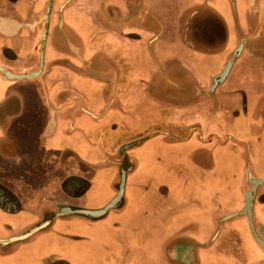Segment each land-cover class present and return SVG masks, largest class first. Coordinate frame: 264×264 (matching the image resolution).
<instances>
[{
	"label": "crops",
	"instance_id": "crops-1",
	"mask_svg": "<svg viewBox=\"0 0 264 264\" xmlns=\"http://www.w3.org/2000/svg\"><path fill=\"white\" fill-rule=\"evenodd\" d=\"M48 1L0 0V66L9 73L38 70ZM84 1H54L53 9L64 12V29L57 30L55 18L49 24L38 74L11 78L0 70V264H264V249L242 213L251 178L264 177V0ZM194 11L205 36L186 31ZM74 43L78 57L92 61V73L74 74L57 63L73 58L67 46ZM229 60L227 74L211 89ZM183 68L192 88L180 78L181 99L162 96ZM147 117L181 123L189 132L175 140L172 129L161 131L138 150L166 151L173 193L149 208L141 194L136 205L130 201L92 224L78 215L65 229L62 211L55 213L59 203L81 201L96 210L112 200L109 191L94 197L100 184L89 170L107 171L106 146L120 142L128 122L136 128ZM193 128L230 140L213 145L214 152H227L223 164L205 167V147ZM156 159L155 152L141 169L156 171ZM174 172L184 174L175 178ZM207 173L213 179L201 184ZM78 176L94 189L86 199L64 196L65 181ZM201 185L210 193L178 194ZM47 213L55 214L42 221ZM251 216L264 235V184ZM79 222L86 228L72 229ZM35 225L30 240L8 246ZM176 234L192 239L180 249L193 248L191 258L175 256Z\"/></svg>",
	"mask_w": 264,
	"mask_h": 264
},
{
	"label": "flooded vegetation",
	"instance_id": "flooded-vegetation-1",
	"mask_svg": "<svg viewBox=\"0 0 264 264\" xmlns=\"http://www.w3.org/2000/svg\"><path fill=\"white\" fill-rule=\"evenodd\" d=\"M57 2V0H52L51 1V5L49 6L50 9L46 11V15H45V25L42 28V38H41V42H40V46H39V58L37 61V68L38 70H42L43 68V53L45 51V46H46V42H47V37L49 34V24H51V21L55 18L57 21L56 24V28L57 30H63L64 29V25H62L60 23L59 25V19L63 21V14L64 12L57 9L54 10L53 9V4ZM69 0H59V2H65ZM103 1H107V0H85L84 2H88L90 5H98L101 4ZM53 9V10H52ZM110 10V8H108ZM191 15L189 16L188 20H191V25L189 27H187L186 31L191 33L192 36L194 38H197L198 36H205L207 33L205 29V23L203 21V19L197 20V13L191 12ZM200 18V17H199ZM198 18V19H199ZM190 24L189 21L187 23V25ZM199 28L203 29L201 34H195L196 32H198ZM194 32V33H193ZM67 46V45H66ZM65 46V47H66ZM67 51H69L72 54L73 58L70 59H60L57 61V63H61L63 65H66L67 68H69L71 70L72 73H76L79 72L81 74H84L85 72H89L92 73L93 69V63L91 60L87 59L86 57H78V54H76L75 51V43L71 44V46H67ZM75 63H73V62ZM1 67V66H0ZM2 69H4L3 67H1ZM6 70V69H4ZM36 70V71H38ZM183 72L181 70L178 69V75L180 77H176L175 75L171 76V80H173V83L169 82L168 84H165L164 89L162 90V96L167 95L170 98H173L174 100H180L181 99V95L178 91L177 88V82H181V79H185L186 82H188L187 86L183 85L185 88H188L191 86V84L193 83L191 81V73L189 74L188 70L183 68L182 69ZM2 71V70H1ZM7 71V70H6ZM35 71V72H36ZM39 71V72H40ZM3 72V71H2ZM8 72V71H7ZM38 72V73H39ZM32 73V72H31ZM37 73V74H38ZM11 74V73H10ZM20 75V74H17ZM35 76V75H34ZM104 77H111L109 74L108 75H104ZM185 82V81H184ZM185 82V83H186ZM190 84V85H189ZM195 84V83H194ZM192 88V86H191ZM161 92H159L160 94ZM185 93V92H184ZM187 96V94H185ZM72 99L78 98L75 95H71ZM165 98V97H164ZM79 99V98H78ZM172 99V100H173ZM171 100V99H170ZM176 110H178L180 112L181 107L179 106L178 108H175ZM127 126L124 127L121 132H119L118 136L120 137V142L117 145H114L113 147H108L106 146L105 150H104V159L106 160V166H107V171L103 170V173L100 171H94V170H89V175L92 178H96L99 181V188L97 189L96 194H94V197H98L101 198L103 195H106L109 191V195L111 196L112 199H114L117 194L119 193V191L122 189L121 192V196L119 198V200L117 201V203L114 205V207L110 208L107 213L105 214V218L108 217L110 214H116L117 212H120L121 210H124L127 206V203L132 201L135 203H138L141 197V194H143V196L146 197V200L144 202H147V205H144V208H149V207H153L155 206V198H164V197H170L169 195L172 194L173 192L171 191L172 187H168L166 185V179L170 180V177L172 175V173L168 172L165 170V166L166 164V151L163 150V148L156 146V148L158 149H151V151L144 150V152L141 154L139 153V148L141 145H143L148 139L152 138L153 136L159 135L161 131H169L172 129L173 130V135L174 137L172 139H184L185 137H187L189 135V132L186 133L184 131V125L181 123H160L159 118H145V121H143V123L141 124H137L134 127H130V123L128 122L126 124ZM132 125V124H131ZM142 129V130H141ZM193 133H196L197 135L200 136V144L201 146L205 147V151H200L202 152V157L204 162L205 167L208 169L209 167H211L212 162L216 161L218 163V166H220V164H223L224 161H226L224 159V156L226 155L224 150H222V153H220V151H216L214 152V148L213 145H217L218 143L220 145H222L223 143H227L230 140L226 139V138H215V134H211V133H206L203 134V132L201 133V131L197 132V130L193 128L192 130ZM215 135V136H214ZM124 138V140H123ZM200 146V147H201ZM203 148V147H201ZM147 151V152H146ZM156 152L157 158L156 161L158 162V166L159 168H157V170L154 172H149L150 170H142L141 168L143 166H148L149 164V159L151 158L152 161L154 159V154ZM150 156V157H149ZM226 157V156H225ZM165 161V162H164ZM180 162L185 163L187 160L184 159H180ZM188 162V161H187ZM134 173V174H133ZM132 174V175H130ZM184 174L183 172H174V177L176 178V176H178L179 178H181ZM191 177L188 174L186 175V178ZM198 175H195V178L198 179ZM122 178H123V183H122ZM108 179H111V181H107ZM201 184H203L204 182H206L205 184H207L208 182H210L213 179V175L212 174H205V175H200L199 177ZM108 182V184H107ZM67 183H69V186H65ZM171 186V185H169ZM202 187H191L190 189L186 188L185 191H178V194H208L210 193V188L209 185H205L203 187V185H201ZM251 186V183H250ZM260 186V185H259ZM91 186V181H88L87 179H84L82 177H76V178H72V180L70 181H65V184H63L62 187V192L63 195L66 197H71V198H83L86 199V197H88V192L90 190H93L94 188L90 189ZM258 188V187H257ZM90 189V190H89ZM180 190V188H179ZM248 190H249V186H248ZM247 190V191H248ZM195 192V193H194ZM257 193V190H256ZM169 194V195H167ZM256 196V194H255ZM110 198V199H111ZM109 199V200H110ZM108 200V201H109ZM107 201V202H108ZM138 201V202H137ZM255 202V200H254ZM109 203V202H108ZM107 203V204H108ZM106 204V205H107ZM105 205V204H104ZM136 205V204H135ZM150 205V206H149ZM136 206H134L135 209ZM58 210L55 213H59V211L61 210L62 213H60V215H58L59 218H61L63 221H65L66 223L63 224V227L65 229H69L70 225L68 224L69 219L75 220L78 217V214H74V213H70V215H68L66 213V209H77V208H89L83 205V203L81 201H79L78 203H66V202H61L58 204L57 206ZM52 212V211H51ZM147 212H149V210L147 209ZM55 213H51V215H48L49 213L46 214V216L43 218L42 221H45L46 219L53 217ZM75 215V216H73ZM86 219H82L83 222L86 221L89 224L94 223V220H91L85 216H82ZM97 220V219H96ZM96 222V221H95ZM252 223L253 226L255 228L256 234L259 238H261L262 240H264V235H262L260 233V230L258 228L257 225H255V223L253 222L252 219ZM85 224V223H84ZM83 223H80L77 225L75 224V226L72 223V229H76V227H80V230H83L84 228H86V226ZM36 227L33 226L31 228L28 229V232L33 230ZM26 233V232H25ZM178 234L175 235L174 238H180L179 243H177L176 247L179 246V249L175 251V256H180L181 258L184 257L186 258H191L192 257V252H193V248L189 250H185V251H181L180 249L182 248V245H186V244H193L192 239H187L185 238V235H179ZM16 237V236H13ZM72 240L77 241V239H75V237L72 235L70 236ZM185 238V241L182 240ZM28 240H30V237L27 236L23 239H17L14 242L8 243V246H15L17 244L20 243H25ZM80 240V239H78ZM176 249V248H175Z\"/></svg>",
	"mask_w": 264,
	"mask_h": 264
},
{
	"label": "water",
	"instance_id": "water-1",
	"mask_svg": "<svg viewBox=\"0 0 264 264\" xmlns=\"http://www.w3.org/2000/svg\"><path fill=\"white\" fill-rule=\"evenodd\" d=\"M51 1H48V6L47 9H50V5H51ZM243 47V40L241 41V43L238 45V49L236 50V52L234 53V55H238L239 52L241 51V48ZM232 64V60H229L225 66V68L223 69V71L214 78L213 83H212V87L211 89H213L217 84H219L221 82V80L223 79V77L227 74L230 66ZM0 70H2L6 75H8L11 78H27V77H32L34 75H36L40 70L36 71V72H32V73H28V74H20V75H15V74H10L9 72H7L6 70L2 69L0 67ZM122 183H123V178H122ZM251 186L249 188V190L245 193V205L243 208L242 213L246 214L248 217V222L250 225V228L253 232V235L255 237V239L261 244V246L264 249V240H262L261 238H259L256 234L255 228L253 226L252 223V216H251V209L253 207V203L255 200V194H256V190L257 187L261 184H264V177L263 178H251ZM121 192L122 189L119 191V193L117 194V196L112 199L107 205H105L104 207L100 208V209H96V210H90V209H84V208H77L74 210H70L72 213L74 214H78L80 216H85L91 220H96L99 218H102L103 216H105V214L107 213V211L114 207V205L117 203V201L119 200L120 196H121ZM33 231H31L29 234L27 235H23L20 236L19 238H12V240H17V239H23L29 235L32 234Z\"/></svg>",
	"mask_w": 264,
	"mask_h": 264
},
{
	"label": "rangeland",
	"instance_id": "rangeland-1",
	"mask_svg": "<svg viewBox=\"0 0 264 264\" xmlns=\"http://www.w3.org/2000/svg\"><path fill=\"white\" fill-rule=\"evenodd\" d=\"M160 133V132H159Z\"/></svg>",
	"mask_w": 264,
	"mask_h": 264
}]
</instances>
